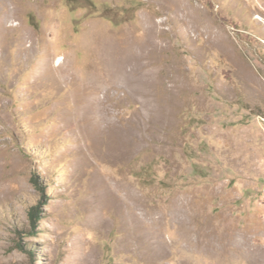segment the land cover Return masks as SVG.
Here are the masks:
<instances>
[{
  "label": "rangeland",
  "instance_id": "rangeland-1",
  "mask_svg": "<svg viewBox=\"0 0 264 264\" xmlns=\"http://www.w3.org/2000/svg\"><path fill=\"white\" fill-rule=\"evenodd\" d=\"M0 264H264V0H0Z\"/></svg>",
  "mask_w": 264,
  "mask_h": 264
},
{
  "label": "bare ground",
  "instance_id": "bare-ground-1",
  "mask_svg": "<svg viewBox=\"0 0 264 264\" xmlns=\"http://www.w3.org/2000/svg\"><path fill=\"white\" fill-rule=\"evenodd\" d=\"M131 50V49H130ZM136 52V51H135ZM139 52V51H138ZM136 54V53H135ZM133 55V54H132ZM95 85H93L94 87ZM89 87V86H87ZM90 88V87H89ZM96 88V87H95ZM93 118V117H92ZM100 129V128H99ZM98 134V133H97ZM94 144V143H93ZM109 148V147H108ZM112 148V147H111ZM119 148V147H118ZM106 149V148H105ZM106 155V154H105ZM115 155V154H113ZM99 176V175H98ZM93 186H92V190H93V197L90 198L91 199V202L93 201L94 203H96V205H105L103 202L104 201H101V197H104V198H108V202H112L113 206L115 205L116 206V203H115V200H116V197H115V192L113 189H111L110 187L107 186V184H105L103 182L102 179H100V177H95L93 179ZM101 190V191H100ZM114 208V207H113Z\"/></svg>",
  "mask_w": 264,
  "mask_h": 264
},
{
  "label": "trees",
  "instance_id": "trees-1",
  "mask_svg": "<svg viewBox=\"0 0 264 264\" xmlns=\"http://www.w3.org/2000/svg\"><path fill=\"white\" fill-rule=\"evenodd\" d=\"M32 181L39 190L44 192L45 188L41 185V181L38 178V176L33 177ZM40 216H41V207H39L38 205L32 206L29 210L30 227L32 231H35V227L38 226L37 223L40 219Z\"/></svg>",
  "mask_w": 264,
  "mask_h": 264
}]
</instances>
